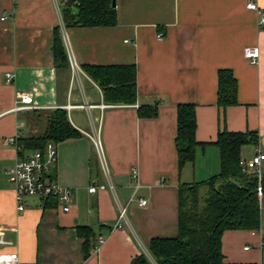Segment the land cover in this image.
Segmentation results:
<instances>
[{
	"label": "crops",
	"instance_id": "0c3cea01",
	"mask_svg": "<svg viewBox=\"0 0 264 264\" xmlns=\"http://www.w3.org/2000/svg\"><path fill=\"white\" fill-rule=\"evenodd\" d=\"M250 2L264 11V0H115L114 27L66 28L58 0H0V235L11 243L0 246V253L16 252L20 264H131L141 254L152 262L149 241L177 235L179 184L203 183L218 174L219 150L213 144L218 132L257 133V147H242L241 160L250 159L256 149L264 152V31L257 25L258 14L246 8ZM56 27L81 73L54 67L50 48ZM248 47L259 50L256 65L243 55ZM83 65H135L136 103L105 104ZM224 69L237 81L238 103L221 111L217 73ZM6 73L13 75L8 83ZM20 93H31L37 109L13 113ZM155 104V117H138V106ZM182 104L195 107L200 145L194 161L179 170L174 141ZM54 109L66 110L80 133L56 144L57 164L51 171L70 191V211L61 212L53 200L46 206L27 199L18 213L6 174L17 152L6 139L42 134ZM95 136L114 192H88L92 181L106 183ZM139 199L146 206L139 207ZM120 206L126 207V220L111 229ZM78 226L95 233L86 259ZM100 235L105 242L97 248ZM263 239L264 228L224 232V262L264 264Z\"/></svg>",
	"mask_w": 264,
	"mask_h": 264
},
{
	"label": "trees",
	"instance_id": "16d2710c",
	"mask_svg": "<svg viewBox=\"0 0 264 264\" xmlns=\"http://www.w3.org/2000/svg\"><path fill=\"white\" fill-rule=\"evenodd\" d=\"M61 17L67 27H114L117 23L113 0H58ZM53 65L57 70H68V59L59 28L53 32L51 44ZM81 70L99 88L107 105H133L137 99L135 65H83ZM237 81L230 70L217 73V106L223 111L237 105ZM141 119L157 115V105L137 108ZM195 107L189 104L177 106L175 148L178 169L195 159ZM80 133L72 127L64 109H54L48 116L42 134L20 136L19 157L34 150H44L47 143L55 145L75 139ZM219 150V172L208 181L196 184H179L177 235L153 238L146 249L152 262L141 254L131 264H228L223 260L221 237L231 230H259L261 225V199H264V172L260 181L253 174L242 171L239 162L244 146L257 147L258 135L247 131L221 130L213 143ZM206 192L200 195L201 188ZM47 206L48 200H45ZM55 204V202H54ZM76 235L83 240V259L89 256L95 233L91 227L78 226Z\"/></svg>",
	"mask_w": 264,
	"mask_h": 264
},
{
	"label": "built area",
	"instance_id": "2783aa9c",
	"mask_svg": "<svg viewBox=\"0 0 264 264\" xmlns=\"http://www.w3.org/2000/svg\"><path fill=\"white\" fill-rule=\"evenodd\" d=\"M56 3V0H55ZM246 8L255 11L258 18V27L264 31V11L260 10L255 3H248ZM63 27V26H62ZM158 38L162 37V34L157 35ZM64 46L69 62V66L74 73H81L74 56L70 50L68 42L64 40ZM245 59L251 65H256L259 59V50L257 47H248L243 51ZM6 82L12 80L13 75L11 73H6ZM37 109L34 105L33 95L31 93H20L17 95L12 112H24L29 110ZM20 137V134H15L14 136L6 139V144L19 151L20 147L17 145L16 141ZM92 142L95 146L97 156L101 165L102 174L105 178V184L97 185L95 182H91L88 187V192L91 195L96 194L98 191L109 189L114 192V187L110 180V173L108 166L105 162L99 137L95 136L92 138ZM57 164V152L56 145L54 143H47L44 150H34L27 152L24 156L15 159L14 163L7 169V179L13 185L15 192V201L17 212L21 213L25 209V201L27 199H37L39 201L53 200L56 207L63 213L70 211L71 206V194L67 188L60 186L51 176L52 169ZM264 164V152L256 149L253 156L248 160H240L239 165L242 171L246 173L253 174L257 177L258 181L261 180L263 175L262 165ZM132 178L135 181V188H139L137 182V171L132 170ZM258 195H260V188H258ZM146 200L139 199L138 206H146ZM126 220V207H119L118 217L113 224L111 229L120 228L123 226ZM105 242L104 236H97L96 245L97 248L100 247ZM11 245L7 242L3 235H0V246ZM259 248L264 250V239L260 241ZM244 250H248L245 247ZM0 264H20L19 256L16 252H1L0 253ZM255 264H262L261 262Z\"/></svg>",
	"mask_w": 264,
	"mask_h": 264
},
{
	"label": "rangeland",
	"instance_id": "374dc122",
	"mask_svg": "<svg viewBox=\"0 0 264 264\" xmlns=\"http://www.w3.org/2000/svg\"><path fill=\"white\" fill-rule=\"evenodd\" d=\"M21 124H22V122H21ZM40 131H41V125H40V127L38 128L37 132H40ZM40 134H41V132H40ZM262 170H263V172H264V164L262 165ZM205 192H206V189H205L204 187H202L201 190H200V195H201V196H204ZM263 208H264V206H263ZM261 214H262V219H261V225H260V228L263 229V228H264V209H263V211L261 212Z\"/></svg>",
	"mask_w": 264,
	"mask_h": 264
},
{
	"label": "water",
	"instance_id": "95a60500",
	"mask_svg": "<svg viewBox=\"0 0 264 264\" xmlns=\"http://www.w3.org/2000/svg\"><path fill=\"white\" fill-rule=\"evenodd\" d=\"M112 7H115V0H113L112 2Z\"/></svg>",
	"mask_w": 264,
	"mask_h": 264
}]
</instances>
